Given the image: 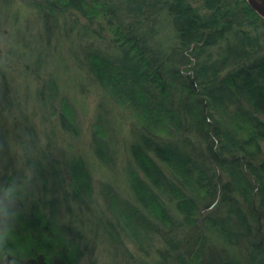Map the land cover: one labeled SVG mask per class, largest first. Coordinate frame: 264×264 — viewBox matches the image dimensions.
<instances>
[{
	"label": "trees",
	"instance_id": "1",
	"mask_svg": "<svg viewBox=\"0 0 264 264\" xmlns=\"http://www.w3.org/2000/svg\"><path fill=\"white\" fill-rule=\"evenodd\" d=\"M16 1L96 104L76 149L75 103L48 54L19 55L54 114V147L34 145L37 162L19 145L28 170L53 177L54 202L4 173L0 264H78L97 245L110 264H264V20L247 1Z\"/></svg>",
	"mask_w": 264,
	"mask_h": 264
},
{
	"label": "rangeland",
	"instance_id": "2",
	"mask_svg": "<svg viewBox=\"0 0 264 264\" xmlns=\"http://www.w3.org/2000/svg\"><path fill=\"white\" fill-rule=\"evenodd\" d=\"M4 1L5 0H0V49L2 50L7 46V30H9L10 46L12 50L10 59L14 61L15 64L13 63V66L10 68L6 66L7 69L0 64V71L4 68L3 71L5 72H3V75L0 74V180L5 172L10 175L17 173L20 176L22 174L24 177L27 175L29 182H26V180L25 185L30 186V182L33 181L37 189L35 193L42 197V199L48 200L53 204V177L47 174V170H45L43 176L39 173L40 171L28 170L25 167L24 150L21 145H19L21 141H24V146H27L29 151L28 155L36 159V156L39 154L35 151L33 146L44 144L47 135L51 136L50 142L52 143V148L54 147V114H48V109L45 108L46 104L43 103V100L36 94L37 83L28 75V71L26 72L22 67L18 66L17 62L20 59L19 55L25 50L40 49L41 47L46 48L47 43L46 41L36 40L35 35L26 32L23 21L31 29L35 31L39 29L34 17L29 12L25 11L23 13L20 9H17L16 0L9 1V4ZM15 10H18V14H20V18L16 24L13 22V13ZM7 20H9V24L6 25ZM5 25L8 29L5 28ZM53 43H51L52 47H54ZM24 44H28L27 47H25ZM45 48L44 52L48 54L47 68L49 67L53 75L54 68L57 69V72L61 76L62 84L68 89V94L75 103L76 122L80 137L77 140L69 139L68 143L76 149H83L82 147L84 146L85 140H87L90 134L94 114L93 108L96 104V99L92 94L88 95V97H84L83 93H73L74 89L69 87L79 80V77L74 76L72 68L68 69L67 73H62L65 72V70H63L65 68L62 67L63 63L58 58L54 60V50L49 51ZM59 50L61 49L59 48ZM62 53L67 57L65 52L62 51ZM34 62L35 60L33 61V59H30L32 65H34ZM45 93H49L48 90L45 91ZM49 97L50 96L47 94L43 96L47 101ZM45 116L49 118L45 119ZM117 116L121 118L120 114ZM110 120L113 125H117L113 113L110 116ZM122 121L125 125L129 126V119L123 118ZM118 124H121V121H119ZM26 126H28V129L32 130L34 140L26 134ZM19 135L20 138H18ZM37 162H40V158ZM19 176H17V178L20 181L21 179H19ZM99 250L100 246L97 245L91 256L85 251L78 264H92L93 259L96 261V264H110L105 257L102 255L100 257ZM111 264H114V262Z\"/></svg>",
	"mask_w": 264,
	"mask_h": 264
},
{
	"label": "water",
	"instance_id": "3",
	"mask_svg": "<svg viewBox=\"0 0 264 264\" xmlns=\"http://www.w3.org/2000/svg\"><path fill=\"white\" fill-rule=\"evenodd\" d=\"M249 6L264 20V0H246Z\"/></svg>",
	"mask_w": 264,
	"mask_h": 264
}]
</instances>
